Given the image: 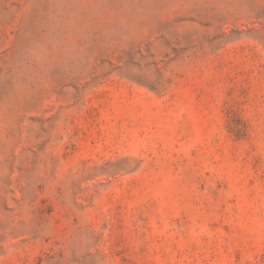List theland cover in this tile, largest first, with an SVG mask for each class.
I'll return each instance as SVG.
<instances>
[{
	"label": "rangeland",
	"instance_id": "obj_1",
	"mask_svg": "<svg viewBox=\"0 0 264 264\" xmlns=\"http://www.w3.org/2000/svg\"><path fill=\"white\" fill-rule=\"evenodd\" d=\"M0 264H264V0H0Z\"/></svg>",
	"mask_w": 264,
	"mask_h": 264
}]
</instances>
